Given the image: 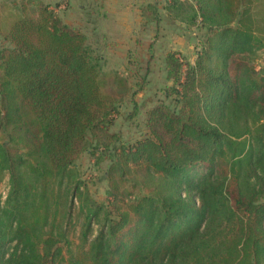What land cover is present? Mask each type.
<instances>
[{"label":"trees","instance_id":"trees-1","mask_svg":"<svg viewBox=\"0 0 264 264\" xmlns=\"http://www.w3.org/2000/svg\"><path fill=\"white\" fill-rule=\"evenodd\" d=\"M13 1L0 9V264H264V73L242 54L264 50V0H168L171 19L207 32L194 63L166 53L170 100L134 142L113 127L148 74L133 87L51 4ZM143 16L161 19L153 3ZM85 151L109 161L105 202L75 177Z\"/></svg>","mask_w":264,"mask_h":264},{"label":"rangeland","instance_id":"rangeland-1","mask_svg":"<svg viewBox=\"0 0 264 264\" xmlns=\"http://www.w3.org/2000/svg\"><path fill=\"white\" fill-rule=\"evenodd\" d=\"M44 1L51 4L56 10L59 7V4H57L58 0ZM60 1H63L66 5L65 0ZM184 1L192 2L193 0ZM3 2H6V4L8 2L11 6L16 4L13 0H0V9L2 12H7L5 9L7 5L4 6L2 4ZM68 7L69 6L66 5L58 10V13L66 22H68L67 20L70 18L68 14ZM78 16L79 14L76 15V24L81 26L80 29L87 33L93 45L98 48V51L104 57V70H120L129 76L133 87L137 86L136 83L138 80V74H148L149 79L147 81L145 92L135 94L134 96L130 95L122 103L120 107L121 115L118 117L117 122L113 127V130L119 131L122 134L123 140L126 142H134L148 132V128L145 126L146 111L148 108L152 107L155 103L161 100H170L166 98L163 93L165 86L167 84H171V82H167L166 80L165 63L163 59V56H165V50H167L169 46L175 45L174 47L180 48L182 54L194 63L197 53L202 47V40L205 38L207 30L201 27L188 29V27L179 21H171L172 24L165 23L163 24L164 28L162 30V36L164 39H161L160 43H166L159 44L157 42L155 46L154 60H150V62L147 61V59L137 61L133 59L129 60L126 57H123L125 47L121 48L119 46H113L112 44L107 45V41L104 40L101 35L98 36L97 33H93L90 28L84 27V24L80 23ZM69 24H71V22H69ZM157 36L159 37V35ZM110 38H112V35ZM5 43L7 42L0 38V45H4ZM242 54L250 65L254 66L256 70L264 73L263 49L257 48L252 52L246 51ZM135 100H137L141 106L138 110H135L134 107ZM135 111L136 113L130 118V115ZM95 160L96 157L91 155L89 151H85L75 166V177L77 180H82V189H88L91 198L97 202H105L107 188L106 170L108 168L109 161L105 159L96 163ZM204 171L205 170H202V168H197L193 169L192 174L196 173L200 176ZM76 179L73 180L76 181ZM67 181L68 178H66L65 182ZM9 189V173L4 172L0 175V202H3L6 199ZM75 202L76 205L73 210L72 222L69 224L70 238L73 241V248H76V246L80 243V235L82 230L85 228V215L81 211L79 201ZM98 218L100 220L103 219V215L100 214ZM92 226V235H95L100 228V223L94 222Z\"/></svg>","mask_w":264,"mask_h":264},{"label":"crops","instance_id":"crops-1","mask_svg":"<svg viewBox=\"0 0 264 264\" xmlns=\"http://www.w3.org/2000/svg\"><path fill=\"white\" fill-rule=\"evenodd\" d=\"M167 2L168 0H66L70 16L67 21L80 28L81 26L75 22L76 15L79 14L80 23L98 36L101 35L107 41V45L125 47L123 57L129 60L150 61L155 58L157 42L166 43H160L161 39H164L163 24L176 22L165 10ZM58 3L57 11L66 6L60 0L57 1ZM150 3L156 4L159 8L161 14L159 22L146 23L145 21L143 7ZM111 35L112 38H110ZM174 46H169L164 55L171 49L181 50Z\"/></svg>","mask_w":264,"mask_h":264}]
</instances>
